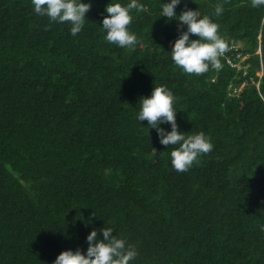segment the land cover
<instances>
[{
  "label": "trees",
  "instance_id": "16d2710c",
  "mask_svg": "<svg viewBox=\"0 0 264 264\" xmlns=\"http://www.w3.org/2000/svg\"><path fill=\"white\" fill-rule=\"evenodd\" d=\"M138 2V42L122 48L100 25L109 0H91L76 36L31 0H0V264H52L106 222L137 249L131 264H264V5L182 0L228 43L220 69L189 74L165 0ZM159 85L181 129L214 144L184 172L136 118Z\"/></svg>",
  "mask_w": 264,
  "mask_h": 264
},
{
  "label": "clouds",
  "instance_id": "9594fccd",
  "mask_svg": "<svg viewBox=\"0 0 264 264\" xmlns=\"http://www.w3.org/2000/svg\"><path fill=\"white\" fill-rule=\"evenodd\" d=\"M31 3L35 13L46 15L53 22H67L73 36L83 30L89 20L86 14L92 7L91 0H31ZM181 3L182 0H165L158 16L165 17V23L178 22L177 38L169 51L173 62L189 74H202L210 67L220 69V57L228 51V43L218 32L219 25L208 15H202L199 7L191 8L185 4L184 9L178 12L177 7ZM252 3L261 6L264 0H252ZM142 7L138 0H129L128 3L109 0L105 6L107 14L100 24L106 33L105 40L122 48H134L138 37L129 25L133 20L132 10ZM223 11V7L218 5L215 15L219 16ZM174 100L175 96L167 86H154L150 95L139 97L136 118L141 123L146 120L147 125L156 129L160 144L167 148L174 146L170 153L171 166L178 172H184L201 155L211 152L214 144L202 131L188 134L181 129ZM163 125H170V128ZM88 223H92L91 219ZM106 224L93 227L87 234L86 250L83 247L66 248L52 264H131L138 255L137 249L126 239L113 234L115 228Z\"/></svg>",
  "mask_w": 264,
  "mask_h": 264
},
{
  "label": "rangeland",
  "instance_id": "374dc122",
  "mask_svg": "<svg viewBox=\"0 0 264 264\" xmlns=\"http://www.w3.org/2000/svg\"><path fill=\"white\" fill-rule=\"evenodd\" d=\"M171 43H172V42H171ZM242 66H243L244 68H247L248 64L244 63V65H243V64H242V61H241V63L238 65V68H240V67L243 68ZM258 73L261 74V72H258Z\"/></svg>",
  "mask_w": 264,
  "mask_h": 264
},
{
  "label": "bare ground",
  "instance_id": "6f19581e",
  "mask_svg": "<svg viewBox=\"0 0 264 264\" xmlns=\"http://www.w3.org/2000/svg\"><path fill=\"white\" fill-rule=\"evenodd\" d=\"M245 25V24H244ZM243 25V26H244ZM231 33V32H230ZM225 34V33H224ZM228 34V33H227ZM245 40V39H244ZM246 42V41H245ZM250 51V50H249ZM183 79V78H182ZM96 95V94H95ZM96 97V96H95ZM97 98V97H96ZM226 99V98H225ZM49 108V107H48ZM84 108V107H83ZM65 123V122H64ZM55 124V123H54ZM61 125V124H60ZM56 126V125H55ZM58 126V125H57ZM56 156V155H55ZM5 175V174H4ZM3 175V176H4ZM6 177V176H5ZM9 178V177H8ZM9 183V182H8ZM7 184V183H6ZM2 188V187H1ZM25 188H27V187H25ZM24 190V189H23ZM27 190H28V188H27ZM21 191V190H20ZM3 194V193H2ZM22 195V194H21ZM10 198V197H9ZM10 200H11V198H10ZM9 216V215H8ZM5 220V219H4Z\"/></svg>",
  "mask_w": 264,
  "mask_h": 264
}]
</instances>
